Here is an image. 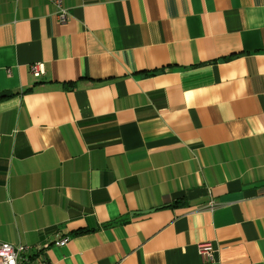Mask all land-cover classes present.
<instances>
[{
    "label": "crops",
    "instance_id": "1",
    "mask_svg": "<svg viewBox=\"0 0 264 264\" xmlns=\"http://www.w3.org/2000/svg\"><path fill=\"white\" fill-rule=\"evenodd\" d=\"M64 8L0 0V243L33 264H264V0Z\"/></svg>",
    "mask_w": 264,
    "mask_h": 264
},
{
    "label": "built area",
    "instance_id": "2",
    "mask_svg": "<svg viewBox=\"0 0 264 264\" xmlns=\"http://www.w3.org/2000/svg\"><path fill=\"white\" fill-rule=\"evenodd\" d=\"M52 2L58 11V19L61 22L67 20L69 14L68 11L64 8L65 0H48ZM31 73L35 77H40L43 75L44 71L42 70L41 65H32ZM214 207V203H210V208ZM69 238L65 237L61 240H58L54 243L56 247H64L69 243ZM49 246H44V249H47ZM198 253L203 262H212L214 259V249L210 243L199 244ZM31 255V248L28 246H13L8 243H0V264H33L28 263L27 257Z\"/></svg>",
    "mask_w": 264,
    "mask_h": 264
},
{
    "label": "trees",
    "instance_id": "3",
    "mask_svg": "<svg viewBox=\"0 0 264 264\" xmlns=\"http://www.w3.org/2000/svg\"><path fill=\"white\" fill-rule=\"evenodd\" d=\"M2 98H0V100H1Z\"/></svg>",
    "mask_w": 264,
    "mask_h": 264
}]
</instances>
